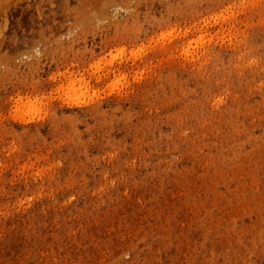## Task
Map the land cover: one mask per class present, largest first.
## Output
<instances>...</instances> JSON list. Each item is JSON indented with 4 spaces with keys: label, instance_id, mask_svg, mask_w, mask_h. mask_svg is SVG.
Wrapping results in <instances>:
<instances>
[{
    "label": "rangeland",
    "instance_id": "rangeland-1",
    "mask_svg": "<svg viewBox=\"0 0 264 264\" xmlns=\"http://www.w3.org/2000/svg\"><path fill=\"white\" fill-rule=\"evenodd\" d=\"M0 264H264V0H0Z\"/></svg>",
    "mask_w": 264,
    "mask_h": 264
},
{
    "label": "bare ground",
    "instance_id": "bare-ground-1",
    "mask_svg": "<svg viewBox=\"0 0 264 264\" xmlns=\"http://www.w3.org/2000/svg\"><path fill=\"white\" fill-rule=\"evenodd\" d=\"M70 87V86H69Z\"/></svg>",
    "mask_w": 264,
    "mask_h": 264
}]
</instances>
